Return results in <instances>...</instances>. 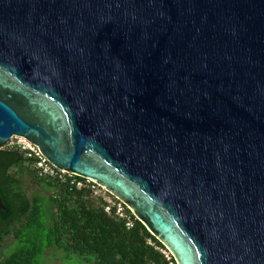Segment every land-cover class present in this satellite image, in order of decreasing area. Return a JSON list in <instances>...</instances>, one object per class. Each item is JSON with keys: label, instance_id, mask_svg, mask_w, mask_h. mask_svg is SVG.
Here are the masks:
<instances>
[{"label": "water", "instance_id": "obj_1", "mask_svg": "<svg viewBox=\"0 0 264 264\" xmlns=\"http://www.w3.org/2000/svg\"><path fill=\"white\" fill-rule=\"evenodd\" d=\"M15 137L176 264H264V0H0Z\"/></svg>", "mask_w": 264, "mask_h": 264}, {"label": "trees", "instance_id": "obj_2", "mask_svg": "<svg viewBox=\"0 0 264 264\" xmlns=\"http://www.w3.org/2000/svg\"><path fill=\"white\" fill-rule=\"evenodd\" d=\"M34 161L17 147L0 149V247L11 241L0 264H43L52 248L92 258L94 264H176L127 207L123 219L115 209L107 213L89 190L40 178ZM25 178L43 193L26 190Z\"/></svg>", "mask_w": 264, "mask_h": 264}, {"label": "built area", "instance_id": "obj_3", "mask_svg": "<svg viewBox=\"0 0 264 264\" xmlns=\"http://www.w3.org/2000/svg\"><path fill=\"white\" fill-rule=\"evenodd\" d=\"M8 147H17L26 153V157H33L35 161L32 167L40 178L66 184L68 187L75 188L77 191H82L84 189L89 190L91 198L95 202L99 203L101 201L105 204L104 209L107 213H110L111 210L115 209L116 215L119 218H126L123 208L124 204L116 197L112 196L99 185L92 183L90 180L79 178L73 174L56 169L41 155L35 146L27 142L25 139L15 137L11 140ZM132 226L133 225L130 221L126 223L127 229L132 228ZM164 254L168 257L166 253Z\"/></svg>", "mask_w": 264, "mask_h": 264}, {"label": "rangeland", "instance_id": "obj_4", "mask_svg": "<svg viewBox=\"0 0 264 264\" xmlns=\"http://www.w3.org/2000/svg\"><path fill=\"white\" fill-rule=\"evenodd\" d=\"M25 188L29 192L35 193L40 191L43 193L40 187L33 186L32 183L25 178ZM48 194V193H46ZM11 244L10 239H6L5 242L0 247V261L3 259V256L8 254L9 252V245ZM42 263L43 264H94L92 258H84L79 257L78 255H74L71 253H65L62 250L57 249H49L47 250L44 255L42 256Z\"/></svg>", "mask_w": 264, "mask_h": 264}]
</instances>
